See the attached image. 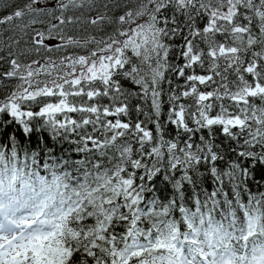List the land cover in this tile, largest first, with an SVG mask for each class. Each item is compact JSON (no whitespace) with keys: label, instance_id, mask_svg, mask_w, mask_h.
I'll use <instances>...</instances> for the list:
<instances>
[{"label":"snow or ice","instance_id":"1","mask_svg":"<svg viewBox=\"0 0 264 264\" xmlns=\"http://www.w3.org/2000/svg\"><path fill=\"white\" fill-rule=\"evenodd\" d=\"M0 87V264H264V0H0Z\"/></svg>","mask_w":264,"mask_h":264},{"label":"trees","instance_id":"2","mask_svg":"<svg viewBox=\"0 0 264 264\" xmlns=\"http://www.w3.org/2000/svg\"><path fill=\"white\" fill-rule=\"evenodd\" d=\"M10 91V89H6L3 87H0V98H3L7 92ZM14 132V126H7V133L11 134ZM43 136L45 137L49 147L53 149V153L55 156H57L59 159H69L70 161H75L83 158V154L77 153L74 151L75 145L67 142H57L55 139L52 138L51 134L48 132L43 133ZM3 139L4 142H7V138L3 137L0 138ZM223 137L221 135H217L216 142L220 144L221 150L224 151L225 156H230L231 153H228L226 151L227 145L222 143ZM33 143L31 145H27L28 147L35 148L37 143V137L36 135H33L32 137ZM230 163V161H229ZM250 166L251 163L249 162ZM254 171L256 173V180H261L262 177H264V165H256L254 168ZM153 192L149 194V199L153 197H158L161 201H165L172 196V188L171 185L168 182H165L162 178L157 179L154 183L150 182ZM205 187L211 188L212 185L210 181H206ZM251 189L253 192L256 191H264V181H262L260 186H257V184L252 183ZM192 205V202H189V206Z\"/></svg>","mask_w":264,"mask_h":264}]
</instances>
